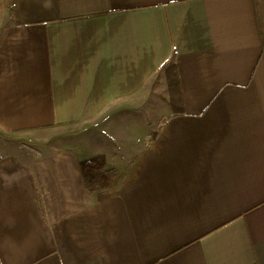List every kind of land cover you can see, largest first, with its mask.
I'll list each match as a JSON object with an SVG mask.
<instances>
[{
	"label": "crops",
	"instance_id": "1",
	"mask_svg": "<svg viewBox=\"0 0 264 264\" xmlns=\"http://www.w3.org/2000/svg\"><path fill=\"white\" fill-rule=\"evenodd\" d=\"M0 133V264H264L255 0H0Z\"/></svg>",
	"mask_w": 264,
	"mask_h": 264
},
{
	"label": "rangeland",
	"instance_id": "2",
	"mask_svg": "<svg viewBox=\"0 0 264 264\" xmlns=\"http://www.w3.org/2000/svg\"><path fill=\"white\" fill-rule=\"evenodd\" d=\"M158 90L157 92H160V96L164 98V102L166 103V97L165 95L167 94V85L165 84V81L163 82H158ZM158 98H160L158 96ZM150 101H156L155 98L152 96L150 98ZM100 136L103 134H99ZM93 140L95 139V136L92 138ZM91 138H84L81 137L79 139V143L82 144V146L86 149H91V142L93 141ZM23 151H29V152H34L35 151V146L33 144H30L26 141H21V139H15L13 136H8L6 134L0 133V154L2 153L3 155H8V154H13V153H20Z\"/></svg>",
	"mask_w": 264,
	"mask_h": 264
},
{
	"label": "trees",
	"instance_id": "3",
	"mask_svg": "<svg viewBox=\"0 0 264 264\" xmlns=\"http://www.w3.org/2000/svg\"><path fill=\"white\" fill-rule=\"evenodd\" d=\"M255 4H256L260 32L262 35L263 46H264V0H255ZM167 82H168V89L170 92L171 105L173 107L179 105L184 106L185 100L181 85V79L177 71V68L174 64L167 67ZM0 158H1V154H0Z\"/></svg>",
	"mask_w": 264,
	"mask_h": 264
}]
</instances>
